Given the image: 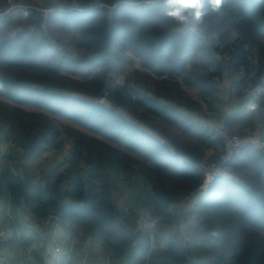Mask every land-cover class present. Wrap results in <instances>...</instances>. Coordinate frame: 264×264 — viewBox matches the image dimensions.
Masks as SVG:
<instances>
[{"label": "trees", "instance_id": "16d2710c", "mask_svg": "<svg viewBox=\"0 0 264 264\" xmlns=\"http://www.w3.org/2000/svg\"><path fill=\"white\" fill-rule=\"evenodd\" d=\"M234 31L243 39L230 49L232 72L243 71L245 87L257 88L252 98H264V0H224L194 31L164 16L161 0H0V143H10L0 158V202L14 220L24 207L31 211L27 235L3 247L38 243L33 256L44 264L46 241L35 226L59 211L71 238L145 264L150 241L134 234L138 210L177 223L179 232L169 208L202 185L205 172L192 161L202 162L199 151L211 139L209 129L172 107L193 110L172 75L183 72L187 86L218 93L212 78L220 63L207 44L224 43ZM202 51V71L188 70ZM137 63L141 69H132ZM148 115L199 143L162 144L135 121ZM65 137L74 141L75 170L57 167L37 179L35 167L48 152L63 153ZM229 173L188 214L197 217L188 232L201 233L200 243L186 249L176 230L162 229L148 264H264V149L244 147ZM124 191L135 205L121 210L115 193Z\"/></svg>", "mask_w": 264, "mask_h": 264}, {"label": "crops", "instance_id": "0c3cea01", "mask_svg": "<svg viewBox=\"0 0 264 264\" xmlns=\"http://www.w3.org/2000/svg\"><path fill=\"white\" fill-rule=\"evenodd\" d=\"M205 52H199V56H196L193 60L194 63L198 64L188 65V70H198L202 71L200 68L202 64H205V62L208 59V56H205ZM220 74L213 77V84L219 88L218 93H214L213 96L211 95H205L198 89L194 87L187 86L183 82V72L178 73L177 75H172L182 86V89L187 94L186 90L192 91L195 93V97H189L190 105L189 107L193 108V110L188 109L185 105H173L172 107L176 108V110L188 117L190 120H193L197 123H199L203 128L209 129L211 136V139L205 142L204 145L201 146L200 154L203 156V161H208L218 155L221 149V134H219L217 131H222L223 133H238L241 134L243 137H246L249 132L255 131V130H264V108L262 106V102L264 98H258L253 99L252 97L256 93L257 88H249L247 89L245 87V75L244 73H238L236 71L232 72V68L230 67V57L229 60L226 62L220 61ZM218 64V63H217ZM133 68H139L141 69L140 65L137 63L132 66ZM209 73V72H208ZM166 78H170L168 76H165ZM191 93V92H190ZM198 98V101H197ZM193 100V101H192ZM201 106L202 111H198V106ZM198 109V110H197ZM135 118L133 117V120ZM63 120V119H61ZM142 126L143 129L147 130L151 133L152 136H154L157 139H166L167 141L172 142L173 139H179V140H190V142L193 144L195 142L199 143L194 136H189L187 134H179V132L175 131L170 126L159 122V120L155 119L153 116L148 115L144 121L140 122L137 119L135 120ZM64 123L72 126L75 129H78L82 131L83 133H88V130L84 128L78 127V125L63 120ZM76 125V126H75ZM100 137V136H99ZM65 143L66 148L63 153H59L56 151H51L46 153L40 160L39 168H42L43 170L36 171L37 179H40L44 175L48 174L51 169L61 167L62 170L66 168H72L70 165V155H69V149L73 146L74 141L72 138L65 137ZM181 142H178V144ZM250 145V144H249ZM248 146L247 143L245 146L241 148ZM10 147V143L1 140L0 143V158L2 161L5 160V157L8 153ZM66 160V161H64ZM191 162V160H190ZM202 162L198 161H192L194 165H199ZM48 166V168H44ZM72 170L74 171L75 168ZM227 178H230V173H227L225 175ZM30 219H31V211L29 208L24 207L23 211L20 213L18 219L14 220L11 217L7 215V213L3 209V204L0 202V228L6 229L8 231V234L6 238L2 240V253L5 256L4 259L0 256V264H9V262H12L14 264H28L26 261V253L32 254V257L29 256L30 264H38V262L34 259L33 251L38 248V243H23V241L19 244V247H12L9 245H6L3 247V242H9V240L15 241V239L19 238L17 233L18 231H21V233L27 235V231L25 230L26 227H30ZM36 228V226H35ZM31 230V229H29ZM71 234V232H70ZM72 235V234H71ZM199 237L202 239L203 235L199 233ZM47 237L42 241L44 244V241H46L47 244ZM21 240V239H20ZM25 241V240H24ZM93 241V240H92ZM71 240L67 241V247H70ZM95 243V242H94ZM97 245H100L104 249L107 248V245L103 243H95ZM110 249V248H109ZM76 253V252H75ZM82 253V252H81ZM15 257V258H13ZM69 259H63L61 260V264H68L70 258H75L76 260V254L68 256ZM13 258V259H12ZM15 261V262H14ZM123 264H126L127 262L121 261ZM91 264H100V260L93 257ZM101 264H104L103 262ZM128 264V263H127Z\"/></svg>", "mask_w": 264, "mask_h": 264}, {"label": "built area", "instance_id": "2783aa9c", "mask_svg": "<svg viewBox=\"0 0 264 264\" xmlns=\"http://www.w3.org/2000/svg\"><path fill=\"white\" fill-rule=\"evenodd\" d=\"M51 12V11H49ZM48 12V13H49ZM218 60V56L215 55ZM100 103L106 104V97H102ZM221 136V149L219 154L206 162H203L197 167L205 172V179L202 185L199 187L197 192L185 197L177 203L170 206L169 212L178 220L181 230L178 232L177 223H167L162 221L160 218L151 216L145 209H139L138 220L134 228L136 235H142L143 237L149 238V252L146 255V262H150V254L158 249L157 237L162 229L168 228L176 230L179 233L180 243L186 248H190L193 245H198L201 238L199 234H192L189 228L197 224L196 216H188L189 212L193 210L198 202V199L207 194L210 190L211 185L214 181L222 176L229 173L231 164L235 158L240 155L241 148L246 145H252L264 149V130H255L249 132L246 137L240 134H224ZM162 144H166L165 139H160ZM40 233L44 238H48L45 253H44V264H61V260L65 256L71 255L77 245L82 246V254L84 256L78 264H91L92 258L95 257L100 260V264H123L120 259H114L112 251L107 248H103L100 245L95 244L92 240H82L81 235L71 238L69 230L63 226L62 221L58 216L54 214L44 220L43 224L39 227ZM8 231L0 228V241L6 238ZM18 237L21 238L23 233L18 231ZM71 240L70 247H67L66 242ZM163 246V245H162ZM69 257H67L68 259ZM127 264V263H126Z\"/></svg>", "mask_w": 264, "mask_h": 264}, {"label": "clouds", "instance_id": "9594fccd", "mask_svg": "<svg viewBox=\"0 0 264 264\" xmlns=\"http://www.w3.org/2000/svg\"><path fill=\"white\" fill-rule=\"evenodd\" d=\"M224 0H161L163 15L194 31L204 15L211 10L219 12Z\"/></svg>", "mask_w": 264, "mask_h": 264}, {"label": "rangeland", "instance_id": "374dc122", "mask_svg": "<svg viewBox=\"0 0 264 264\" xmlns=\"http://www.w3.org/2000/svg\"><path fill=\"white\" fill-rule=\"evenodd\" d=\"M10 2H11V0H10ZM46 14L49 12V11H52V10H43ZM49 13H51V12H49ZM242 36H241V34L239 33V32H237V31H234V32H232L231 33V35H230V37H228V40L227 41H225L224 43H221V42H219V43H216V42H212V41H209V43L207 44V46L209 47V48H213L214 49V53H215V55H217L219 58H218V61L220 60V61H227V60H229V57L231 56V54H230V49H235V48H237V47H239L240 45H242ZM208 49V48H207ZM213 51V50H212ZM211 51V52H212ZM212 54V53H211ZM238 73H244L243 71L242 72H239L238 71ZM186 92H187V94H188V96L189 97H192L193 95H195V93H193L192 91H188V90H186ZM191 92V93H190ZM193 94V95H192ZM192 95V96H191ZM193 97H195V96H193ZM193 101V100H192ZM197 101H198V98H197ZM61 121H63V120H61ZM66 121H68V120H66ZM77 125V124H76ZM75 125V126H76ZM79 127V126H78ZM81 128V127H80ZM219 134H221V135H224V134H230V133H223L222 134V131H217ZM88 133H90V134H93V133H91L90 131H88ZM87 134V133H86ZM236 134V133H235ZM66 139V138H65ZM165 139V138H164ZM166 140V139H165ZM167 141V140H166ZM219 154V153H218ZM215 158V157H214ZM213 159V158H212ZM64 161H66V160H64ZM203 162H206V161H203ZM202 162V163H203ZM40 164V163H39ZM38 164V165H39ZM38 165H37V167H38ZM37 167H35L36 169L35 170H37L38 171V169H39V171H41V170H43L42 168H37ZM44 168H48V166H46V167H44ZM67 170V169H66ZM38 175V174H37ZM131 196H130V193L128 192V191H124L123 193H118V192H116L115 193V201H116V204L120 207V209L121 210H126V209H128L129 207H134V203L132 202V199L130 198ZM137 208V207H136ZM138 209V208H137ZM139 211V210H138ZM2 229V228H1ZM5 229V228H4ZM135 234V233H134ZM76 252V253H75ZM82 252V246L81 245H77L76 246V248L73 250V253H75L76 254V261H77V264L81 261V260H83V258H84V256H83V254L81 253ZM44 253H45V250H44ZM29 256L30 257H32V254H28V253H26V255H25V257H26V261H27V263L28 264H30L31 262L29 261ZM13 258H15V257H13ZM12 258V259H13ZM93 259V258H92ZM13 262V261H12ZM12 262H9L8 261V263L9 264H14V263H12ZM15 262V261H14Z\"/></svg>", "mask_w": 264, "mask_h": 264}, {"label": "water", "instance_id": "95a60500", "mask_svg": "<svg viewBox=\"0 0 264 264\" xmlns=\"http://www.w3.org/2000/svg\"><path fill=\"white\" fill-rule=\"evenodd\" d=\"M54 215L58 216L59 215V211H57ZM132 239L135 241L136 237L134 236ZM0 256H1L2 259H4V257H5L3 255V253H2V242L1 241H0Z\"/></svg>", "mask_w": 264, "mask_h": 264}]
</instances>
